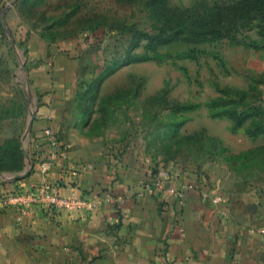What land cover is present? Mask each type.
Returning a JSON list of instances; mask_svg holds the SVG:
<instances>
[{"label":"rangeland","instance_id":"1","mask_svg":"<svg viewBox=\"0 0 264 264\" xmlns=\"http://www.w3.org/2000/svg\"><path fill=\"white\" fill-rule=\"evenodd\" d=\"M153 1L0 0V173L27 167L29 121L59 79L44 69L64 57L76 77L60 96L56 137L84 163L132 148L156 173L194 174L224 194L264 185V49L227 40L133 48L137 35L157 34ZM129 55L146 60L121 67ZM235 115L251 118L239 125Z\"/></svg>","mask_w":264,"mask_h":264},{"label":"crops","instance_id":"2","mask_svg":"<svg viewBox=\"0 0 264 264\" xmlns=\"http://www.w3.org/2000/svg\"><path fill=\"white\" fill-rule=\"evenodd\" d=\"M44 70L39 74L59 79L50 80L56 89L41 91L56 93L43 98L35 115L28 153L30 146L40 148L48 125L58 133L66 110L60 96L72 91L76 63L63 57L49 76ZM66 150L68 160L54 163L41 152L22 182L0 179V201L45 176L63 196L101 199L100 209L71 213L29 205L24 214L0 204V264H264V185L224 194L173 169L158 187L161 172L132 148L93 165L69 144ZM188 185L194 188L179 199L176 193Z\"/></svg>","mask_w":264,"mask_h":264},{"label":"trees","instance_id":"3","mask_svg":"<svg viewBox=\"0 0 264 264\" xmlns=\"http://www.w3.org/2000/svg\"><path fill=\"white\" fill-rule=\"evenodd\" d=\"M153 3L156 7L155 17L158 20L157 34L137 35L133 48H137L142 40L149 41L150 47L152 43H157L156 48L180 42L200 45L227 40L234 46L264 49V0H196L193 6L188 8L173 5L171 0H154ZM250 33H255L258 38H253ZM140 59L146 60L145 57L129 55L120 66H126ZM219 102V100L214 101L212 104L217 107ZM250 118L235 115L234 119L242 125ZM182 125L183 123L178 124V129ZM37 143L39 149L31 146L29 148L32 164L39 160L41 152H49L45 130ZM22 155L25 158L23 153ZM32 171L34 172L35 169ZM3 172H21V169ZM22 181L24 180L15 183Z\"/></svg>","mask_w":264,"mask_h":264},{"label":"built area","instance_id":"4","mask_svg":"<svg viewBox=\"0 0 264 264\" xmlns=\"http://www.w3.org/2000/svg\"><path fill=\"white\" fill-rule=\"evenodd\" d=\"M45 136L49 145V158L51 163L57 160L67 161V150L61 145L53 128L49 125L45 129ZM44 173L48 172L47 168L43 169ZM171 172L166 169L162 170L161 176L157 181L158 187L162 186V181L169 180ZM194 188L192 185L184 186L182 190L176 193L179 199L184 197V192ZM207 198V196H204ZM0 204L5 207H18L24 214L28 213L29 205H38L51 210L67 211L71 213H92L100 209L102 200L93 197H74L63 196L61 192L53 186L44 176L41 182L28 191H17L1 199ZM168 259V256H167Z\"/></svg>","mask_w":264,"mask_h":264},{"label":"water","instance_id":"5","mask_svg":"<svg viewBox=\"0 0 264 264\" xmlns=\"http://www.w3.org/2000/svg\"><path fill=\"white\" fill-rule=\"evenodd\" d=\"M1 25H2L3 29H6V25H5L4 21H3V19H1ZM10 42H11V46L16 51L15 42H14V40L11 37H10ZM22 69L25 70V63L23 64ZM35 115L36 114L34 113L32 115V117H31L30 121H29V125H28L29 132H31V130H32L34 119H35ZM22 151H23V154H24L25 159L27 161L26 169L22 173H20L18 175H10V174L4 175V174L0 173V179L19 181V180H22V179L26 178L27 176H29L30 171H31L30 156H29L28 151L25 148H23Z\"/></svg>","mask_w":264,"mask_h":264}]
</instances>
